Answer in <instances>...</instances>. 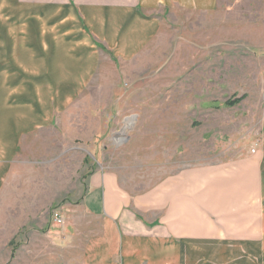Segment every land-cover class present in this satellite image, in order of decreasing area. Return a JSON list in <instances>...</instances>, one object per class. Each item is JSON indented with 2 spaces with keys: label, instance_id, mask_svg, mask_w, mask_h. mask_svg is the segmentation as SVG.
<instances>
[{
  "label": "rangeland",
  "instance_id": "1",
  "mask_svg": "<svg viewBox=\"0 0 264 264\" xmlns=\"http://www.w3.org/2000/svg\"><path fill=\"white\" fill-rule=\"evenodd\" d=\"M141 12L159 21L141 53L120 60L98 42L102 64L81 93L18 134L0 173V264H78L79 232L91 223L78 210L92 174H114L136 197L264 141V0H146ZM11 55L0 52V62ZM23 75L25 98L35 83Z\"/></svg>",
  "mask_w": 264,
  "mask_h": 264
},
{
  "label": "crops",
  "instance_id": "2",
  "mask_svg": "<svg viewBox=\"0 0 264 264\" xmlns=\"http://www.w3.org/2000/svg\"><path fill=\"white\" fill-rule=\"evenodd\" d=\"M145 1L0 0V52L12 53L0 62V173L20 132L42 128L81 93L102 64L98 42L128 60L153 41L159 21L141 12ZM23 73L35 83L25 98ZM38 80L45 93L35 90ZM252 148L182 169L136 197L112 173L90 175L78 211L91 223L80 227L78 264H264V141Z\"/></svg>",
  "mask_w": 264,
  "mask_h": 264
},
{
  "label": "built area",
  "instance_id": "3",
  "mask_svg": "<svg viewBox=\"0 0 264 264\" xmlns=\"http://www.w3.org/2000/svg\"><path fill=\"white\" fill-rule=\"evenodd\" d=\"M253 152H254V150L252 149L251 153H253ZM56 221H57L58 223H61V218L58 217V215H56Z\"/></svg>",
  "mask_w": 264,
  "mask_h": 264
},
{
  "label": "water",
  "instance_id": "4",
  "mask_svg": "<svg viewBox=\"0 0 264 264\" xmlns=\"http://www.w3.org/2000/svg\"><path fill=\"white\" fill-rule=\"evenodd\" d=\"M132 120H134V118H131Z\"/></svg>",
  "mask_w": 264,
  "mask_h": 264
}]
</instances>
